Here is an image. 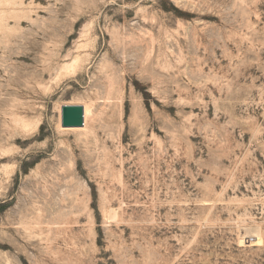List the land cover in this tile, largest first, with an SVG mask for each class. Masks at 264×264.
<instances>
[{"label": "rangeland", "instance_id": "rangeland-1", "mask_svg": "<svg viewBox=\"0 0 264 264\" xmlns=\"http://www.w3.org/2000/svg\"><path fill=\"white\" fill-rule=\"evenodd\" d=\"M0 264H264V0H0Z\"/></svg>", "mask_w": 264, "mask_h": 264}, {"label": "water", "instance_id": "water-1", "mask_svg": "<svg viewBox=\"0 0 264 264\" xmlns=\"http://www.w3.org/2000/svg\"><path fill=\"white\" fill-rule=\"evenodd\" d=\"M85 125V108L82 105H64L62 107V127L81 128Z\"/></svg>", "mask_w": 264, "mask_h": 264}, {"label": "bare ground", "instance_id": "bare-ground-1", "mask_svg": "<svg viewBox=\"0 0 264 264\" xmlns=\"http://www.w3.org/2000/svg\"><path fill=\"white\" fill-rule=\"evenodd\" d=\"M82 128V127H81ZM114 212V211H113Z\"/></svg>", "mask_w": 264, "mask_h": 264}]
</instances>
